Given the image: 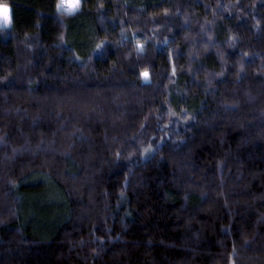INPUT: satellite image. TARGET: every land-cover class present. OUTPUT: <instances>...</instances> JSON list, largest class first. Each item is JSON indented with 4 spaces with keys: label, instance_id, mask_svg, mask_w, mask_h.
Segmentation results:
<instances>
[{
    "label": "trees",
    "instance_id": "1",
    "mask_svg": "<svg viewBox=\"0 0 264 264\" xmlns=\"http://www.w3.org/2000/svg\"><path fill=\"white\" fill-rule=\"evenodd\" d=\"M59 3L0 0V264H264V0Z\"/></svg>",
    "mask_w": 264,
    "mask_h": 264
},
{
    "label": "rangeland",
    "instance_id": "2",
    "mask_svg": "<svg viewBox=\"0 0 264 264\" xmlns=\"http://www.w3.org/2000/svg\"><path fill=\"white\" fill-rule=\"evenodd\" d=\"M79 4H80V0H79ZM0 6H2L3 8L6 7V8L8 9V13L6 14V16H7V24L4 23V21H5V17L0 16V27H1V28H7V27L10 26V23H11L10 8H9L7 5H0ZM60 8H61L62 10H64L65 12L71 13V12H69V11L66 10V6H65V5H62ZM78 8H79V7H77V8L75 9V11H76ZM72 12H74V11H72ZM143 78L145 79L144 76H143ZM145 80H147V79H145Z\"/></svg>",
    "mask_w": 264,
    "mask_h": 264
},
{
    "label": "clouds",
    "instance_id": "3",
    "mask_svg": "<svg viewBox=\"0 0 264 264\" xmlns=\"http://www.w3.org/2000/svg\"><path fill=\"white\" fill-rule=\"evenodd\" d=\"M62 2L69 10L77 6V0H62ZM6 14L7 13L4 11L3 7L0 6V16L6 17Z\"/></svg>",
    "mask_w": 264,
    "mask_h": 264
},
{
    "label": "snow or ice",
    "instance_id": "4",
    "mask_svg": "<svg viewBox=\"0 0 264 264\" xmlns=\"http://www.w3.org/2000/svg\"><path fill=\"white\" fill-rule=\"evenodd\" d=\"M62 5H64V4H63V2H62V0H61V3L57 4V8H60ZM77 7H79V0H77V6H76L75 8L70 9V10L66 8V10L69 11V12H72V11H75V9H76ZM3 9H4V11H5L6 13H8V9H7L6 7L3 8ZM4 23L7 24V16L5 17V21H4ZM100 47H101V45H97V48H100ZM142 75L145 77V79L148 78V73H147V72L142 73Z\"/></svg>",
    "mask_w": 264,
    "mask_h": 264
}]
</instances>
